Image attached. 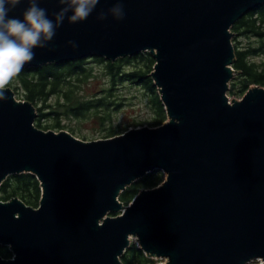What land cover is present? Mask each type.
Returning <instances> with one entry per match:
<instances>
[{"label": "water", "instance_id": "1", "mask_svg": "<svg viewBox=\"0 0 264 264\" xmlns=\"http://www.w3.org/2000/svg\"><path fill=\"white\" fill-rule=\"evenodd\" d=\"M114 2L101 0L83 22L65 20L24 67L150 52L167 120L87 141L37 127V107L7 86L0 187L28 172L42 195L38 207L0 200V246L15 255L0 264H125L132 238L157 264H264V86L228 96L237 73L231 28L264 0H123L122 20H97ZM40 6L49 18L60 7ZM154 171L165 173L158 186L120 200Z\"/></svg>", "mask_w": 264, "mask_h": 264}, {"label": "trees", "instance_id": "2", "mask_svg": "<svg viewBox=\"0 0 264 264\" xmlns=\"http://www.w3.org/2000/svg\"><path fill=\"white\" fill-rule=\"evenodd\" d=\"M234 33L233 42L236 50L234 68L236 75L230 83L231 92L243 96L251 86H264V4L256 10L241 17L231 28ZM244 40L248 42L244 43ZM95 62L102 63L103 74L108 85L102 95L85 96L84 85L94 78L93 67L87 58L61 63H49L38 67H24L14 77L9 87L15 90L16 96L30 101L39 111L35 121L37 127L49 130L66 128L62 122L67 117L76 119L93 116L104 125L112 119L111 110L122 106V99L115 92L119 82L131 83L143 87L148 97L152 117V127L162 125L167 120V112L161 100L158 88L150 73L153 71L155 59L150 52H142L132 57L127 56L115 61L101 56H91ZM120 98V99H119ZM47 120H43V119ZM49 121L48 123H45ZM116 126L105 128V137L117 134ZM70 132H75L71 127ZM74 134V133H73ZM163 172L154 171L128 186L120 195L125 204L131 202L143 188H154L163 181ZM42 188L38 178L32 173L10 175L0 187V200L7 201L19 197L26 204L38 207ZM0 256L11 258L8 247L0 246ZM125 264H149L156 260L146 256L137 242H131L121 256Z\"/></svg>", "mask_w": 264, "mask_h": 264}, {"label": "clouds", "instance_id": "3", "mask_svg": "<svg viewBox=\"0 0 264 264\" xmlns=\"http://www.w3.org/2000/svg\"><path fill=\"white\" fill-rule=\"evenodd\" d=\"M60 6L52 18L46 8L40 6L41 0H0V100H6V89L24 66L35 59L34 49L46 48L65 20L69 24L83 22L94 12L101 0H56ZM27 6L19 16H10L18 5ZM111 16L122 20L125 16L123 0H115L107 11L97 13V20ZM73 47L75 42L68 41ZM179 123V122H178ZM15 259V255L11 257Z\"/></svg>", "mask_w": 264, "mask_h": 264}, {"label": "rangeland", "instance_id": "4", "mask_svg": "<svg viewBox=\"0 0 264 264\" xmlns=\"http://www.w3.org/2000/svg\"><path fill=\"white\" fill-rule=\"evenodd\" d=\"M246 42H248V40H244V43ZM259 58H264V54L259 56ZM87 60H89V65L93 67V72L95 75L94 78L90 79L82 88L83 94L85 96L102 95L103 90L108 85V79L103 74L102 63L95 62L93 57H88ZM115 92L117 93L118 97L123 98V104L122 106L113 108L111 110L112 119L110 121L106 120L104 125H100V123H98L91 115L86 118H82L81 120L74 117H67L62 122L63 124H65L66 128L61 130L70 131V128L74 127L75 132L73 133L75 136L83 140L91 141L107 138L105 137V128L112 125L116 126V128L118 129L116 135L123 134L131 128L142 126L152 127L149 123V119H151L152 117V112L150 110L151 108L148 105V97L143 87L131 83L119 82V84L116 85ZM228 96L230 97V99H240L242 97L237 93H232L231 87L228 91ZM16 98L22 100L18 96H16ZM43 120L47 119L44 118ZM48 122L49 121H46L44 122V124ZM53 130L56 132L61 131H58L56 129ZM163 176L165 178V173H163ZM132 242H137V240L135 238H132ZM155 260L156 262L152 264L163 262V260ZM259 262H261V260H257L252 264Z\"/></svg>", "mask_w": 264, "mask_h": 264}]
</instances>
